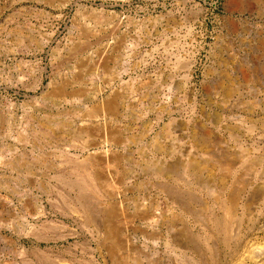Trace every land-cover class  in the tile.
Here are the masks:
<instances>
[{
    "label": "rangeland",
    "instance_id": "rangeland-1",
    "mask_svg": "<svg viewBox=\"0 0 264 264\" xmlns=\"http://www.w3.org/2000/svg\"><path fill=\"white\" fill-rule=\"evenodd\" d=\"M0 264H264V0H0Z\"/></svg>",
    "mask_w": 264,
    "mask_h": 264
},
{
    "label": "bare ground",
    "instance_id": "bare-ground-1",
    "mask_svg": "<svg viewBox=\"0 0 264 264\" xmlns=\"http://www.w3.org/2000/svg\"><path fill=\"white\" fill-rule=\"evenodd\" d=\"M235 204H236V202H235V200L233 199V200H231V201H229V203L226 205L227 206V209H228V211H230V214L232 215V217H233V209H234V207H235ZM232 210V211H231ZM228 227V226H227Z\"/></svg>",
    "mask_w": 264,
    "mask_h": 264
}]
</instances>
